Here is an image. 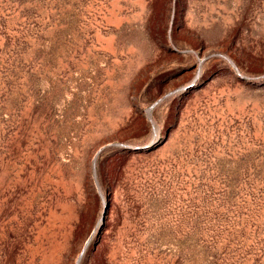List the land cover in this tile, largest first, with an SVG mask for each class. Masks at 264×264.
Instances as JSON below:
<instances>
[{"label": "rangeland", "instance_id": "rangeland-1", "mask_svg": "<svg viewBox=\"0 0 264 264\" xmlns=\"http://www.w3.org/2000/svg\"><path fill=\"white\" fill-rule=\"evenodd\" d=\"M0 264H264V0H0Z\"/></svg>", "mask_w": 264, "mask_h": 264}]
</instances>
